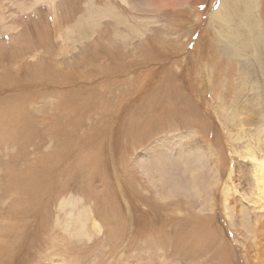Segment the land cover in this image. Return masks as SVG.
Masks as SVG:
<instances>
[{
  "label": "rangeland",
  "instance_id": "rangeland-1",
  "mask_svg": "<svg viewBox=\"0 0 264 264\" xmlns=\"http://www.w3.org/2000/svg\"><path fill=\"white\" fill-rule=\"evenodd\" d=\"M34 2L0 0L3 180L21 169L3 187L1 214L11 209L29 225L46 213L48 232L61 197L76 194L115 231L105 244L113 264H250L252 159H264V0ZM224 4L234 33L245 31L250 6L263 39L244 32L246 44L223 46L214 14ZM25 169L36 175L31 213L10 199L27 182ZM184 224L201 238L216 234L205 256L185 258L162 231L181 233ZM39 244L49 252L46 239Z\"/></svg>",
  "mask_w": 264,
  "mask_h": 264
},
{
  "label": "bare ground",
  "instance_id": "bare-ground-1",
  "mask_svg": "<svg viewBox=\"0 0 264 264\" xmlns=\"http://www.w3.org/2000/svg\"><path fill=\"white\" fill-rule=\"evenodd\" d=\"M124 1H127V0H124ZM239 1L240 0H238V2ZM231 2H232L233 7H237V5L234 3L235 0H231ZM223 6L226 7L225 4L222 5V7ZM225 7H223V10L216 11V15L214 14V17L215 19H217L216 21L219 22V25L221 28L220 29L221 31L219 32L220 39L225 42L223 46H228L229 50L231 48V50H233L234 52L235 48L233 47H235L234 46L235 44L229 46L227 45V41L234 43V41L236 42L239 39L238 43H241L243 41L241 45H244V43L246 44L244 40L248 39L250 36H255V37L258 36L263 39L262 32L258 30V29H261L262 27H261V24H259L256 21V18L258 17L257 15H256L257 17L254 18L255 23H256L253 27L254 29H252L251 27V23L254 21V19L253 17L250 16V14H252L250 13V6L248 7L247 5L245 7V11L243 13H245L247 10L248 16L246 15L247 18L242 20L241 22L242 23L241 26L243 27L245 31H238L235 33H234L233 27L231 26V22H230L231 16L225 12L224 10ZM256 7H257V3L255 5V8ZM112 10H110L111 13H112ZM243 29L239 28V30H243ZM244 32L248 34V37H246L245 39H243L245 37ZM237 54L238 56L241 55L240 53H237ZM233 112L234 111L232 110L227 111V114H229L227 116V119L230 122H232L235 118L234 117L235 113ZM170 160L171 159L164 158V159H161V163L164 169H166L168 172L171 173L173 170V166H171L172 161ZM252 161L256 163L255 165L256 173L255 172L254 173H255V178H256L255 190L258 192L257 194L258 197H257V201H255L254 199L255 196H252L253 197L252 199L254 200L253 204L255 203V206L253 208L255 210L254 214L257 216V221L252 223V224H255L254 226L255 230L253 232L254 233L253 237L250 238L251 240L249 239V241L246 242L247 256H248L247 259L251 261L250 264H264V159H252ZM180 162L182 165L184 164L186 167H188L187 165H189L187 164L189 163V159H180ZM154 167L157 169V165L155 166L154 164ZM0 168H1V165H0ZM25 170H24L25 176L28 179L27 182L22 184L21 185L22 187H19L18 192H14L13 194H11L10 199L12 200V198L14 197L19 202L21 201L18 211L23 212V213H31V212H34V208H33L34 204H31L32 203L31 200L35 192V184L32 185V183H35L36 175H34L30 169H25ZM19 171L15 170L13 173L10 172L9 174L13 176V179H9V178L5 179L4 177V180H5L4 181L2 171L0 169V186H1L0 192L3 191V194H5V195H2V198L0 196V203H2L1 205L4 204L5 207H6L5 199L3 198L7 196V194L5 193L7 191H5L4 188H8V186L13 187L14 183L17 182L14 179H18V176L20 173ZM247 173L248 172L246 170L245 174ZM242 176H246V175H242ZM190 182H191V185H193V187L196 188L197 179L194 174L191 175ZM171 186H174V185L171 184ZM155 191H158L157 195L159 197L165 198L163 190L156 189ZM170 191L172 193L173 191H175V189H170ZM22 194L24 195L22 196ZM145 199L147 198H144V202H146ZM148 199L151 202L150 204L154 206L156 205L154 204V201L150 199V197ZM86 200L87 199L83 198L80 195H76V194H71L68 197L62 196L57 205L56 216L49 223L50 227H49L48 232H46L48 229V225L43 221L46 213L38 214V216L40 217L39 220L41 221L36 222L32 220L30 221L31 224L28 225L29 222L18 221V218L14 216L12 212L10 211L11 209L10 210L7 209L3 214H1L4 209L0 208V264H113L112 261H110L113 258L111 253H110V256L107 258V255H109L108 251L111 248H107L105 244H106V241L112 242V240L110 239V235L112 237L114 236L116 237L115 231L113 228L111 231H114V232H108L105 229V225L96 215L95 208H92V206L88 205L86 203ZM191 207H193V209L195 208V206L193 205H191L190 208ZM13 213L16 214V212L14 211ZM128 213H129L128 218H132V213L129 208H128ZM208 217L211 218V216H208ZM191 218L193 217H189L188 219H191ZM184 225L186 227L182 230L181 233L172 231L170 227L168 229H162V231L166 233L167 236L172 237L173 242L175 244L181 245V247L175 248V250L177 253H181V254L183 253L182 255H185L184 256L185 258L193 259V258L199 257L200 255L205 256L206 253L209 251L211 244L215 242L216 234L211 229H207L205 237L201 238L199 234L191 232L192 227L189 224H184ZM194 227L197 231L203 230L200 227H197V226H194ZM42 237L44 238V240L46 239V244L48 243L47 239L51 240L50 241L51 243L47 244L49 245V252L46 251L47 249L45 250V252L42 251L41 244H39V241L41 240ZM158 237L159 236H157V238ZM170 237L168 238L169 240H170ZM217 246L218 248H220L219 244H217ZM95 247L98 248L99 251H97V249L94 250ZM95 252H98V253H95ZM39 254H41L42 256H40ZM178 255L182 256L180 254ZM220 260L221 262L223 261L225 262L227 260V256L220 257ZM35 261H37V263ZM131 264H146V263L132 262Z\"/></svg>",
  "mask_w": 264,
  "mask_h": 264
}]
</instances>
